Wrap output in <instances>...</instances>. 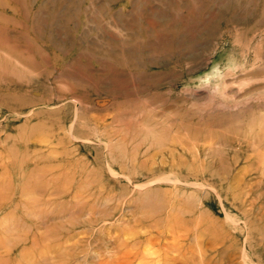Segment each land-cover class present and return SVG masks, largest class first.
<instances>
[{
	"label": "rangeland",
	"instance_id": "rangeland-1",
	"mask_svg": "<svg viewBox=\"0 0 264 264\" xmlns=\"http://www.w3.org/2000/svg\"><path fill=\"white\" fill-rule=\"evenodd\" d=\"M264 0H0V264H264Z\"/></svg>",
	"mask_w": 264,
	"mask_h": 264
},
{
	"label": "bare ground",
	"instance_id": "bare-ground-1",
	"mask_svg": "<svg viewBox=\"0 0 264 264\" xmlns=\"http://www.w3.org/2000/svg\"><path fill=\"white\" fill-rule=\"evenodd\" d=\"M264 124V123H263ZM263 157H264V155H263Z\"/></svg>",
	"mask_w": 264,
	"mask_h": 264
}]
</instances>
